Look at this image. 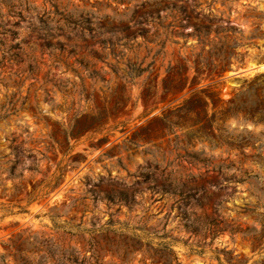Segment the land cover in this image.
Masks as SVG:
<instances>
[{"label":"rangeland","instance_id":"rangeland-1","mask_svg":"<svg viewBox=\"0 0 264 264\" xmlns=\"http://www.w3.org/2000/svg\"><path fill=\"white\" fill-rule=\"evenodd\" d=\"M2 215L0 264H264V0H0Z\"/></svg>","mask_w":264,"mask_h":264},{"label":"trees","instance_id":"trees-1","mask_svg":"<svg viewBox=\"0 0 264 264\" xmlns=\"http://www.w3.org/2000/svg\"><path fill=\"white\" fill-rule=\"evenodd\" d=\"M177 78L173 79V86L174 88L178 89L179 91L183 90L187 84V76L184 74H180L179 71L176 72ZM199 82H192L189 87L194 86L198 84ZM165 84V85H164ZM163 88L165 90L169 89V83L163 82ZM197 93L202 94V89L198 90V92H191V95L184 99L179 105L174 106L172 109H168L167 113L161 115V116H155L151 119L149 122V125H151V130H154L155 132H158V137L164 136L165 130L169 128L170 126H179L178 123H174L170 120V116L172 113H181L186 112L189 110V108L197 106L196 116L191 120L190 126H195L197 129L196 132L200 135H203L206 129V99L204 97H197ZM98 115H101L98 113ZM98 118H92L91 114H86L81 119L77 120L75 122V127L73 133L66 134V137L71 138H77L79 137L80 132H82L85 127L91 126L92 121L97 122ZM94 124V123H93ZM25 152L24 149H14L15 158L14 160H11V166L8 169L9 177L8 179L11 181L20 180L23 177V173L16 170V166L19 163V159L17 158V154L20 152ZM27 170L29 172H36L37 171V161L35 158H33L32 166L28 167ZM48 185L45 186L47 188ZM34 192V189L31 192H28L26 195L28 197V203L33 201L34 198L32 197V194ZM22 210V208H20ZM11 212V211H8ZM4 215L0 217V219L3 218Z\"/></svg>","mask_w":264,"mask_h":264},{"label":"water","instance_id":"water-1","mask_svg":"<svg viewBox=\"0 0 264 264\" xmlns=\"http://www.w3.org/2000/svg\"><path fill=\"white\" fill-rule=\"evenodd\" d=\"M244 71H250L249 69H244Z\"/></svg>","mask_w":264,"mask_h":264}]
</instances>
